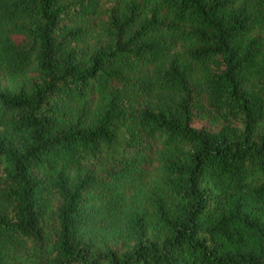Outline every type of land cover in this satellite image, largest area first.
Returning <instances> with one entry per match:
<instances>
[{
    "label": "trees",
    "instance_id": "obj_1",
    "mask_svg": "<svg viewBox=\"0 0 264 264\" xmlns=\"http://www.w3.org/2000/svg\"><path fill=\"white\" fill-rule=\"evenodd\" d=\"M0 264H264V0H0Z\"/></svg>",
    "mask_w": 264,
    "mask_h": 264
}]
</instances>
